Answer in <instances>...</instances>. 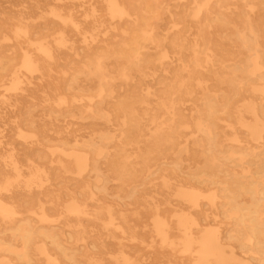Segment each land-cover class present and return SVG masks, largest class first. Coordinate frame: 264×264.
I'll return each mask as SVG.
<instances>
[{
  "label": "bare ground",
  "instance_id": "6f19581e",
  "mask_svg": "<svg viewBox=\"0 0 264 264\" xmlns=\"http://www.w3.org/2000/svg\"><path fill=\"white\" fill-rule=\"evenodd\" d=\"M223 3L225 0H185L184 3L178 0H101L99 10L104 13L93 9L92 22L101 25L102 15H105L110 30L106 39L110 40L95 45L94 50L87 47L81 66L97 79L95 93L86 95L88 102L75 108L79 111L87 108L92 119L120 118V127L112 135L99 132L88 140L59 138L63 147L61 154L66 160L57 162L62 172L78 174L90 166L99 180L96 157L104 154L103 148H109L107 145L117 137L116 143L112 141L114 147L104 155L109 174L102 178L123 183L133 181L144 170L149 171L150 164L160 157L162 150L181 143L180 135L199 134L192 141L201 150L203 161L198 168L184 174L187 186L175 192L188 206V211L175 212L176 228L182 235L177 242L180 251L191 255L194 264H252L248 261L252 256L239 257L232 249L224 248L237 244L256 254L252 258L256 257L260 264L264 263V150L257 151L255 147L264 145V19L242 16L245 11L238 7L233 18L224 17ZM165 14L168 17H164ZM57 16L63 24H73L75 30H79L71 15ZM58 44H64V39L60 38ZM36 48L48 58L50 69L55 61L51 49L44 43ZM104 59H109V70L103 64ZM89 64L93 67L87 69ZM22 67L36 70L37 61L24 55ZM115 77L128 84L125 91L114 93ZM93 96H96L95 101H92ZM105 107L107 113L103 112ZM225 127L233 130V135L221 139L219 129ZM238 131L246 136L238 137L235 135ZM248 137H253L252 147ZM134 146L137 153L132 161L126 149ZM225 146L229 149H224ZM9 163L14 176L0 174V191L9 190V186L19 181L16 162L9 159ZM160 166L166 169L163 164ZM227 166H231V170ZM233 167H238L241 173ZM33 169L26 185L40 182L41 173L45 177L50 173L53 178L60 177L55 168L51 172ZM172 171L176 176L181 175L175 167ZM219 174L226 180L217 179ZM201 181L205 186L218 182V193L203 195L194 187ZM260 181L262 184L258 187ZM68 196L66 213L75 217L86 213L84 201L72 193ZM246 196L248 201H243ZM20 197L17 192L12 199L17 201ZM32 198L29 196L26 200ZM217 198H223L221 212L233 220L223 234L209 229L212 227L209 214L200 207L206 203L215 208ZM38 208L39 219H45L44 206L41 204ZM212 210L211 220L215 222L217 210ZM14 212L0 202V215L9 217ZM94 212L96 220L101 222L98 225L125 233L127 225L123 216L122 221L117 220L115 212L102 204L96 205ZM102 215L107 221L102 220ZM155 216L156 234L166 242L167 224L157 213ZM42 228L38 233L49 237L66 258L63 245L55 240L56 232ZM31 235L25 236L27 244ZM41 252L47 256L43 245ZM17 255L22 257L24 251ZM122 261L127 259L122 258Z\"/></svg>",
  "mask_w": 264,
  "mask_h": 264
},
{
  "label": "rangeland",
  "instance_id": "374dc122",
  "mask_svg": "<svg viewBox=\"0 0 264 264\" xmlns=\"http://www.w3.org/2000/svg\"><path fill=\"white\" fill-rule=\"evenodd\" d=\"M100 2L0 0V174L14 176L9 159L16 162L20 173L19 181L9 186V190L0 191L3 194L0 195V202L15 211L9 217L0 215V264H194V258L180 251L177 243L182 235L176 228L175 212L188 211V206L175 192L187 186L184 174L198 168L203 161L201 150L192 141L199 134L180 135L181 143L162 150L160 157L150 164L149 171L144 170L133 181L122 183L116 179L102 178L109 174L104 155L111 151L110 147H114L112 141L116 143L117 137L107 145L109 148H103L104 154L96 157L100 168L99 180L90 166L80 174L58 169L57 161L66 160L61 154L63 147L59 138L88 140L99 132L112 135L120 127V118L110 121L97 118V121L89 116L87 108L81 111L75 108L80 103L88 102L86 95L95 93L97 79L81 66L84 65L87 47L94 50L95 45H103L110 40L106 39L110 36L108 18L102 15L101 25L92 22L93 9L104 13L99 10ZM225 2L222 4L224 17L233 18L236 15L234 10L238 7L245 11L242 16L264 19V0ZM57 15H71L79 30H75L73 24H63ZM60 38L64 39V44H58ZM40 43L46 44L55 56L50 69L47 67L48 58L36 48ZM24 55H30L37 61L36 70L28 71L22 67ZM103 64L109 70V59H104ZM92 67L93 64H89L87 69ZM122 81L119 77L114 78L115 94L128 87ZM95 100L96 96H93L92 101ZM107 109L105 107L103 112L107 113ZM227 121L234 123L235 120ZM219 131L221 139L233 135V130L228 127ZM235 135L241 138L246 136L239 131ZM246 139L250 140L252 147L253 137ZM226 147L223 148L229 149ZM255 150L263 152L264 145L256 146ZM126 152L130 160L136 159V146L129 147ZM34 167L48 172L55 168L60 177L53 178L51 173L45 177L41 173L40 182L26 185ZM173 167L181 172L180 176L174 174ZM227 167L231 170V166ZM233 170L241 173L238 167H233ZM200 177L202 179L204 175ZM217 179L226 180L223 174H219ZM261 184L260 181L258 187ZM219 185L217 182L205 186L201 181L195 183L194 187L206 196L218 193ZM17 192L22 197L16 201L12 197ZM67 193L84 201L86 213L75 217L65 212V205L70 200ZM29 196L33 198L26 200ZM222 200L217 198L215 202V222L211 220V211L215 208L206 203L200 207L209 214L208 219L212 224L209 229L219 230L223 234L233 220L221 212ZM242 200L248 201L247 196ZM41 204L45 208V219H39L41 212L38 207ZM98 204L111 208L119 221L123 216L127 225L124 227L125 233L109 231L98 225L101 222L96 220L94 212ZM156 213L167 224L166 242L156 234ZM102 220L107 221L105 215H102ZM42 227L56 232L58 236L55 240L63 245L66 258L54 247L49 237L38 233ZM28 233L32 235L27 244L25 236ZM41 245L46 248L47 256L41 252ZM224 248L232 249L239 257L256 256L237 244L225 245ZM22 250L24 255L19 257L17 252ZM252 257L248 261L259 264L256 257ZM122 258L127 261L123 263Z\"/></svg>",
  "mask_w": 264,
  "mask_h": 264
}]
</instances>
